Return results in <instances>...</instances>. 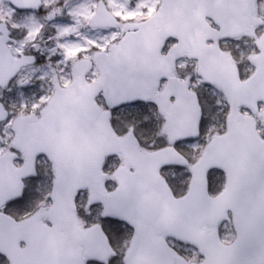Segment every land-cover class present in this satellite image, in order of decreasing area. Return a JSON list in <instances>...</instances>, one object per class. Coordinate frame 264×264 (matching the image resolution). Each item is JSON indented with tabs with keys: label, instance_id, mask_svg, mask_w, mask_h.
<instances>
[{
	"label": "water",
	"instance_id": "95a60500",
	"mask_svg": "<svg viewBox=\"0 0 264 264\" xmlns=\"http://www.w3.org/2000/svg\"><path fill=\"white\" fill-rule=\"evenodd\" d=\"M19 9H40L42 0H10ZM257 0H162L158 11L142 23L125 25V37L99 52L95 61L102 67L98 80L88 83L93 68L90 59L78 63L74 81L57 91L36 128L32 117L17 122V146L27 158L20 180L2 196L0 206L22 194L21 178L35 172V157L48 153L57 165L54 204L49 211H39L31 219L17 222L0 213V252L14 264H84L86 255L108 259L113 250L100 225L83 230L76 215L75 198L83 188L91 191L93 202L107 203L108 214L123 216L136 227V236L126 258L127 264H194L188 263L176 250L154 232H165L201 247L206 259L200 264H264V140L254 118L240 112L243 105L257 109L264 99V37L262 52L256 57L257 71L241 82L237 66L218 46H206L207 39L218 40L244 33L253 22ZM212 18L217 31L207 22ZM95 26L117 27L115 16L100 1L93 17ZM177 38L178 44L166 56L164 43ZM9 28L0 23V87H6L19 71L35 62L33 56L15 58L8 47ZM188 52L200 61V73L220 85L231 102L228 132L216 135L193 167L188 194L175 198L158 170L163 164H184L185 158L169 147L150 154L138 151L134 134L119 138L112 130L110 112H104L96 98L103 93L113 106L136 99L155 100L167 116L172 142L199 135L200 108L196 94L187 84L172 77L178 58ZM163 78L170 84L163 95L179 97L172 108L156 97L155 90ZM177 83V84H174ZM0 103V121L7 118ZM1 138V137H0ZM122 152L133 165L140 180L127 176L120 168L118 191L107 194L104 188L103 164L109 155ZM6 157L0 158V161ZM223 168L227 187L217 196L208 188V172ZM143 184V186L141 185ZM149 186H148V185ZM150 191L143 196L142 191ZM236 214L237 239L223 243L217 231L206 233V225L217 226L227 212ZM50 216L53 226L39 223ZM154 227V228H153ZM157 227V228H156ZM26 241L27 248L19 243Z\"/></svg>",
	"mask_w": 264,
	"mask_h": 264
},
{
	"label": "rangeland",
	"instance_id": "374dc122",
	"mask_svg": "<svg viewBox=\"0 0 264 264\" xmlns=\"http://www.w3.org/2000/svg\"><path fill=\"white\" fill-rule=\"evenodd\" d=\"M99 0H43L41 12L31 14L17 13L4 0H0V11L5 18L10 19L16 15L17 24L13 26L12 47L16 56L23 54H35L39 62L25 68L14 81L12 87L0 92V101L7 107L11 106L15 112H23L28 109L29 113L35 112L40 116L42 110L51 100L57 85L67 86L75 77V68L78 61L84 57H93L98 51H107L108 47L118 42L123 37L122 27L118 29H100L91 25V17L94 14ZM109 10L113 12L122 23L141 22L142 19L153 14L160 5V0H105ZM257 17L264 21V0H260L257 6ZM26 34L23 35V28ZM264 34V24L260 27H252L248 33L238 41H223L222 48L239 65L242 79L250 77L255 71L254 57L261 51V38ZM100 68L89 73V80H94L100 75ZM178 74L188 80L193 90L201 95L203 101L204 119L202 123L201 139L181 145V150L188 157V164L184 173H189L191 179V167L196 159L202 154L206 144L216 133L225 128L224 117L229 113V102L224 93L215 87L209 89L208 85L197 73V63L191 59H184L179 63ZM103 102V100H101ZM104 106V105H103ZM142 110V122L136 121L134 127L142 126L138 130L142 132L144 147L160 148L169 144L167 136L163 131L164 118L156 111ZM140 113V112H138ZM124 113L116 116L114 123L119 132L130 130V120L124 118ZM258 129L261 135L264 130V119L261 109L255 115ZM139 129V128H138ZM139 132V134H140ZM151 137V141L147 142ZM148 135V137H147ZM141 138V137H140ZM43 169L36 182L31 180L23 201L9 208L10 212L16 214H30L38 210L41 204L36 205L38 199H34V188L39 183H44L46 174L55 176V168L48 159L39 162ZM177 172V171H176ZM184 173L177 176L181 178ZM170 177L171 172L167 171ZM171 176L170 179L173 180ZM187 179L181 183L176 181V191L181 192L186 186ZM51 182V181H50ZM81 224L88 227L94 222L102 223L105 214L101 207L92 204L89 197L83 194L79 200ZM19 215V216H20ZM107 218V217H106ZM106 223V222H105ZM108 235L112 243L126 255L132 240V234L128 229L120 230L115 225H106ZM116 259V258H115ZM113 259V260H115ZM123 260V259H121Z\"/></svg>",
	"mask_w": 264,
	"mask_h": 264
},
{
	"label": "flooded vegetation",
	"instance_id": "af4514ba",
	"mask_svg": "<svg viewBox=\"0 0 264 264\" xmlns=\"http://www.w3.org/2000/svg\"><path fill=\"white\" fill-rule=\"evenodd\" d=\"M21 13V12H19ZM11 20H13V15L10 18ZM13 26V24H11ZM10 25V27H11ZM13 28L11 27V35L12 37L13 35ZM11 42H12V38H11ZM174 41H169L166 44V51L167 49H169L170 47H172L174 45ZM187 59V57L181 59L184 60ZM180 60V61H181ZM37 62H39V59L37 57ZM36 62V63H37ZM179 69V64L177 66V71ZM178 77H180V75L177 73ZM181 78V77H180ZM167 84L166 81H163L161 83V88L160 91L164 88V86ZM10 89V88H9ZM6 89V90H9ZM6 90H2L0 89V92H4ZM175 98L171 97L169 98L168 102L171 105L172 103H174ZM104 104L105 106L108 108L105 100H104ZM7 106V105H6ZM145 109V111H156L157 113L159 112L158 106L152 102V101H135L132 104H128V105H124L121 106L119 108L113 109V117L115 113H119V115H122L123 113L124 118L127 120H130V122L128 124H131V129L128 130L129 131H135L136 127H134V123H136V121H139L140 123L142 122V115H141V111L142 109ZM8 111H9V119L6 121H3L0 124V133L3 136V140H0V156L3 154H9V157L7 159H5L4 161H0V190H7V189H12V182L16 181L18 182L20 179V174L21 172L19 171L20 168H22L25 163H26V154L24 153V151L19 150L16 145V138H17V131H16V120L17 118L21 117V116H25L30 114L29 110L26 109L23 112H15L14 109L9 106L7 107ZM243 110H245L246 112H250V109L248 108H242ZM261 109V113L264 119V99L258 104V112ZM140 112V113H138ZM148 112V113H149ZM35 114V112H32ZM38 115L36 114L35 118L32 120V122L30 124H33V126H35L38 123ZM140 126H142L141 124H139ZM125 131V130H124ZM126 132V133H127ZM125 134V133H123ZM138 137V136H137ZM148 137V135H147ZM263 139H264V130H263V135H262ZM169 139V138H168ZM139 147L141 149V151L143 152H152L157 150V148H151V147H144V143L142 141V138H139ZM151 141V137L149 134V138L147 140V142ZM189 141L185 140V141H181L178 142L175 146L177 148L178 151H180L182 154L185 155V153L181 150L180 146L181 145H188ZM170 145V142L169 144ZM165 145V146H168ZM163 146V147H165ZM161 148V147H160ZM41 159H48V157L44 154H40L38 156H36V173L34 175H30L26 178H22L21 182L23 185V195L20 199L14 200V201H9L7 202V204H5V206H3L0 211H4L12 216H14L17 220H22V219H26L31 217L35 212L30 213V214H19V215H14L13 213H10L9 208L17 205L18 203L20 204L23 199L25 198V194H27V190H28V184L31 180H35L36 182H41V180H39V176L40 174L43 176V169H41L39 162ZM49 160V159H48ZM50 161V160H49ZM54 166V165H53ZM121 166H126L125 164V159L124 156L122 154H116L113 155L111 157H109L106 162H105V167H104V171H105V188L106 191L108 193L114 192L118 186H119V181L117 179L116 176V171L119 167ZM15 168V169H14ZM183 167L181 166H163L160 170L161 174L163 175V177L165 178V180L168 182L169 186L171 187L172 191L174 192V195L176 197H182L185 194L188 193L189 189H190V181H189V173H184L183 172ZM128 169L131 172H134V170L130 167H128ZM55 170V169H54ZM167 171L171 172V176H177V174L179 173H184L181 175V178H179L177 176L173 177V180L170 179V177L167 174ZM177 171V172H176ZM216 173V174H215ZM211 174H214L215 176H210ZM211 174L209 175V183L210 186L213 184L214 189L212 194L213 195H217L219 193L222 192V190L226 187V183H227V178L226 175L224 173L223 170L221 169H216L213 170V172H211ZM46 179V181H44V183H39L35 186V188L33 189L34 192L33 194L35 195L33 197L34 199H38L36 205L41 204V206L38 208V210L40 208H48L49 206H51L52 204V192H53V188H54V182H55V178H56V172H55V176H50L48 174H46V176L44 177ZM187 179L186 186L185 188H183L181 190V192L176 191V186L177 183L176 181L179 180L181 183L184 181V179ZM145 180H148V178H145ZM51 181V182H50ZM144 197L147 196L148 194L143 193L142 194ZM227 219L223 222H221L218 225V230L220 233V236L222 238V240L226 243H231L233 240H235L236 236H237V224H236V214L235 212L232 210L231 212H228L227 214ZM109 220H111V224L117 226L120 230L122 229V226L120 224V222H124L127 229H128V234L131 235L132 234V238L135 236V228L130 225L128 222H126L125 220H119L117 218H112V217H108ZM42 224H47L50 225V218L43 216L39 219ZM112 221H115L116 223H112ZM124 225V226H125ZM154 228V227H153ZM157 228V227H156ZM207 230H210V227L206 228ZM155 236L160 237L165 239L168 244L170 246H172L173 248H175L177 251H179L180 253H182L188 260L189 262H195V263H202L205 259L204 254L202 253V249L198 246H195L193 244H191L190 242L187 241H181L178 240L177 238L173 237V236H169L167 235L165 232H154ZM228 235V237H230V240H227L228 238H225ZM24 245V244H23ZM115 249V247H114ZM116 252H120V250L118 248L115 249ZM3 258V257H2ZM123 262H125V257L123 254ZM93 262L95 264H102L101 261L98 260H93ZM120 262V259H119ZM113 264H118V263H113Z\"/></svg>",
	"mask_w": 264,
	"mask_h": 264
},
{
	"label": "trees",
	"instance_id": "16d2710c",
	"mask_svg": "<svg viewBox=\"0 0 264 264\" xmlns=\"http://www.w3.org/2000/svg\"><path fill=\"white\" fill-rule=\"evenodd\" d=\"M0 260H1V262H0L1 264H5L6 263V259L0 257Z\"/></svg>",
	"mask_w": 264,
	"mask_h": 264
},
{
	"label": "snow or ice",
	"instance_id": "6c2138e0",
	"mask_svg": "<svg viewBox=\"0 0 264 264\" xmlns=\"http://www.w3.org/2000/svg\"><path fill=\"white\" fill-rule=\"evenodd\" d=\"M112 223H116L115 221H112Z\"/></svg>",
	"mask_w": 264,
	"mask_h": 264
}]
</instances>
